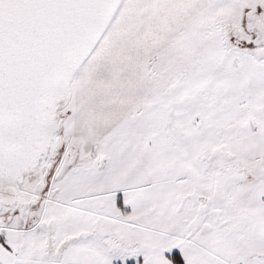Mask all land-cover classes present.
Listing matches in <instances>:
<instances>
[{
    "label": "snow or ice",
    "instance_id": "snow-or-ice-1",
    "mask_svg": "<svg viewBox=\"0 0 264 264\" xmlns=\"http://www.w3.org/2000/svg\"><path fill=\"white\" fill-rule=\"evenodd\" d=\"M0 264H264V0H0Z\"/></svg>",
    "mask_w": 264,
    "mask_h": 264
}]
</instances>
